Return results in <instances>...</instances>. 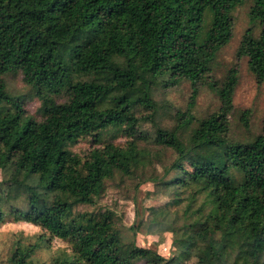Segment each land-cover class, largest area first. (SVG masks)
<instances>
[{
    "label": "trees",
    "instance_id": "1",
    "mask_svg": "<svg viewBox=\"0 0 264 264\" xmlns=\"http://www.w3.org/2000/svg\"><path fill=\"white\" fill-rule=\"evenodd\" d=\"M244 2L0 0V224L40 230L16 235L7 264L54 238L69 251L52 264H264V119L245 136L238 69L215 65ZM248 16L236 58L261 83L264 0ZM183 81L186 108L154 99ZM198 84L218 98L207 113L194 111ZM62 128L89 129L84 160L51 144ZM114 183L132 193L151 183L161 198L127 225L95 203ZM150 231L170 233L169 256L137 242Z\"/></svg>",
    "mask_w": 264,
    "mask_h": 264
},
{
    "label": "rangeland",
    "instance_id": "2",
    "mask_svg": "<svg viewBox=\"0 0 264 264\" xmlns=\"http://www.w3.org/2000/svg\"><path fill=\"white\" fill-rule=\"evenodd\" d=\"M251 0H245L243 4L234 10V23L232 26L231 37L228 42L221 48L216 60L217 74L232 65L238 69V84L235 88L233 103L236 114L240 110H247L250 113L249 124L250 130L243 131L245 136H251L258 132L264 119V82L258 83L251 70L248 67L246 57L236 58V50L240 43L246 28L251 26L248 16V10ZM256 31V29H255ZM21 75L8 77V83L13 90L23 88ZM190 85L187 81L181 82L178 86L154 94V99H163L170 107L186 108L190 95ZM25 108L29 112H34L37 101L25 102ZM218 105V98L215 92L206 84H198V95L196 98L194 111L198 113L208 112L215 109ZM241 132V131H239ZM90 131L84 128L80 132H70L61 129L56 137L50 140L54 147H61L62 156L67 161H82L84 155L90 147ZM120 137L118 141L123 142ZM1 179V175H0ZM153 191L151 183H144L136 192H130L124 185L117 186L115 183L107 186L103 195L95 202L106 208L114 209L122 216L123 222L127 225L138 221L139 217L144 214V207L149 203L154 204L161 197ZM80 210L90 209L91 207L81 205L77 207ZM39 227L28 222L5 221L0 224V264H7V251L12 240L16 238L19 232L23 235L38 233ZM170 233L156 234L154 231L137 233L136 240L142 246L155 247L157 251L165 256L170 255ZM69 247L63 240L54 238L50 243H45L37 250L33 258H25L20 264H31L32 261L41 264H52L55 258H61L68 253Z\"/></svg>",
    "mask_w": 264,
    "mask_h": 264
}]
</instances>
